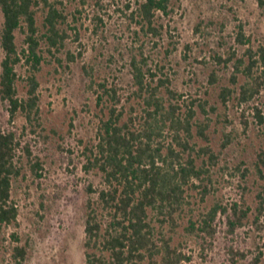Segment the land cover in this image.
<instances>
[{
  "label": "rangeland",
  "instance_id": "rangeland-1",
  "mask_svg": "<svg viewBox=\"0 0 264 264\" xmlns=\"http://www.w3.org/2000/svg\"><path fill=\"white\" fill-rule=\"evenodd\" d=\"M61 1L68 16L64 27L69 35L64 48L56 54L62 65L43 51L41 68L36 73L40 129L50 139L42 143L34 134L28 132L25 136L43 161L44 175L38 178L25 166L26 175L13 185L11 198L19 208V215L15 224L0 228V264L10 262L11 247L16 244L9 237L11 233L18 236L20 244L28 245L27 258L22 264H85V186L91 182L98 187L100 177L95 171L83 170L82 149L94 140L106 104L105 90L98 84L104 85L105 89L116 86L123 97L129 94L133 90L130 54L138 52L140 45L148 68L157 77L168 76L170 87L179 95L180 101L206 99L207 109L216 107V111H209V120L200 111L196 115L209 124V141L197 135L191 139L196 148L209 144L215 151H221L217 165L209 172L212 179L206 187L209 193L201 199L204 188L190 187L186 196L188 203L176 217L175 231L164 225L163 234L171 238L172 246L186 255L185 264H232L227 254L230 245L248 252L246 259H239L235 264H247L257 248L263 252L259 264H264L263 233L251 225L237 227L230 234L225 216L218 211L217 232L211 245L207 243L208 238L204 248L202 240L185 229L193 224L197 226L201 213L216 204L226 206L238 200L242 193L251 208L254 207V195L262 182L254 163L256 152L264 148V123L256 120L252 106L257 104L264 112V94L243 106L233 100L226 105L221 103L218 92L222 85L233 86L230 84L233 67L231 63L227 67L217 64L215 55L225 57L232 50L241 55L245 46L235 40L239 26L250 38V45L254 48L264 45V0L263 4L258 0H180L167 15L158 13V23L163 24V28L155 37L145 34L140 30V24L130 19L128 14L132 6L129 11H121L127 0ZM97 16L102 21H98ZM40 20L41 17L38 21L41 30ZM1 22L0 11V27ZM16 42L22 51L25 43L21 31H17ZM40 47L45 50L43 42ZM67 51L75 55L73 61L67 59ZM2 57L0 48V61ZM26 68L17 67L19 96L26 92ZM213 70L218 81L209 85ZM244 80L239 74L237 85ZM91 82H94L93 86H90ZM0 117L5 121L1 103ZM14 124L16 128L25 124L21 113ZM225 134L231 140L222 149ZM196 162L199 165L200 159ZM194 182L198 184L197 180ZM243 185L247 189H242ZM151 216L158 227L154 214Z\"/></svg>",
  "mask_w": 264,
  "mask_h": 264
},
{
  "label": "trees",
  "instance_id": "trees-1",
  "mask_svg": "<svg viewBox=\"0 0 264 264\" xmlns=\"http://www.w3.org/2000/svg\"><path fill=\"white\" fill-rule=\"evenodd\" d=\"M179 1L127 0L121 11H129L132 6L128 14L130 19L136 20L145 34L155 37L163 28V24L158 23V13L167 15ZM258 1L263 4V0ZM0 11V48L3 52L0 103L6 117L5 121L0 117L1 228L17 221L19 208L11 198V191L14 183L26 175L25 166L38 178L44 175L43 161L34 153L32 142L25 139L28 132L42 143L50 139L40 129L36 73L41 68L43 51L62 65L56 54L64 48L69 35L64 27L68 16L61 0H0ZM97 19L102 21L100 16ZM17 31L24 34L25 48L22 51L17 46ZM134 33L139 34L136 30ZM235 40L245 46L240 56L235 50L225 57L215 55L217 64L227 67L231 63L233 67L230 83L233 86L222 85L218 98L224 105L233 100L243 106L264 94V45L256 48L250 45V38L241 26L236 31ZM41 42L45 50H41ZM141 49L142 45L138 52L130 54L133 90L129 94L123 97L118 94L116 86L105 89L104 85L98 84L106 94V104L102 108L104 114L99 118L94 140L82 149L83 170L95 171L100 177L98 187L91 182L85 186V264H185L186 255L171 245V238L165 237L162 228L168 225L170 231H175L178 225L176 217L188 203L186 196L190 187L204 188L201 199L209 193L206 188L212 182L209 172L220 158L221 151H215L211 145L196 148L191 142L194 135L209 141V124L196 115L200 111L209 120V111H216V107L207 109L206 99L193 98L187 103L180 101L179 95L170 87L168 76L157 77L148 68L147 58ZM66 57L70 61L75 59L69 51ZM20 65L27 67L24 96H19L17 89L20 78L17 67ZM239 74L245 80L237 85ZM217 81V73L213 70L208 83L212 85ZM93 84L91 82L90 86ZM252 109L256 120L264 123L263 110L257 104ZM19 113L24 116L25 124L16 128L14 121ZM244 125L248 126L246 120ZM225 136L222 149L231 140ZM33 142H36L34 138ZM58 147L63 149L60 145ZM198 158L199 165L196 162ZM254 168L262 182L254 195L253 208L242 193L238 200L226 206L216 204L201 213L197 226L193 224L185 228L202 240L203 248L208 238L207 243L211 245L215 237L218 211L225 216L228 233L233 234L237 227L251 225L263 233L264 245V148L256 152ZM242 189L247 187L243 185ZM151 214H154L158 227ZM9 237L16 244L11 247L7 264H22L27 258L28 245L20 244L15 233ZM247 253L232 245L227 247L232 264L246 259ZM262 256L261 248H257L247 264H259Z\"/></svg>",
  "mask_w": 264,
  "mask_h": 264
}]
</instances>
